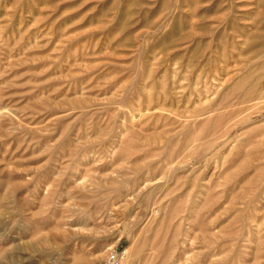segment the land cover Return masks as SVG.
<instances>
[{
  "label": "rangeland",
  "instance_id": "374dc122",
  "mask_svg": "<svg viewBox=\"0 0 264 264\" xmlns=\"http://www.w3.org/2000/svg\"><path fill=\"white\" fill-rule=\"evenodd\" d=\"M264 264V0H0V264Z\"/></svg>",
  "mask_w": 264,
  "mask_h": 264
},
{
  "label": "built area",
  "instance_id": "2783aa9c",
  "mask_svg": "<svg viewBox=\"0 0 264 264\" xmlns=\"http://www.w3.org/2000/svg\"><path fill=\"white\" fill-rule=\"evenodd\" d=\"M126 249H113L109 252L104 264H124Z\"/></svg>",
  "mask_w": 264,
  "mask_h": 264
}]
</instances>
